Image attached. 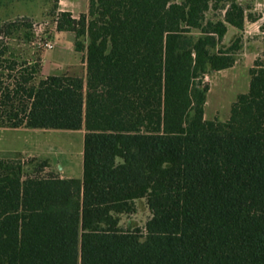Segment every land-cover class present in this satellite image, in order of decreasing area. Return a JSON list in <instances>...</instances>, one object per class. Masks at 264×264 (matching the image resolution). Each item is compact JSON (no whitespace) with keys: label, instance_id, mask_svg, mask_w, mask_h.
<instances>
[{"label":"trees","instance_id":"16d2710c","mask_svg":"<svg viewBox=\"0 0 264 264\" xmlns=\"http://www.w3.org/2000/svg\"><path fill=\"white\" fill-rule=\"evenodd\" d=\"M48 4L83 77H42L21 47ZM246 11L88 0L75 19L59 0H0V129L84 132L80 178L0 159V264H264V62L228 120L204 119L205 77L235 65L245 22L259 20Z\"/></svg>","mask_w":264,"mask_h":264},{"label":"rangeland","instance_id":"374dc122","mask_svg":"<svg viewBox=\"0 0 264 264\" xmlns=\"http://www.w3.org/2000/svg\"><path fill=\"white\" fill-rule=\"evenodd\" d=\"M67 10L79 16L87 11L88 0H61ZM246 9V14H254L259 18L254 25L245 22L242 48L236 54L233 67L213 71L205 77L209 90L205 96L204 119L224 122L230 116L232 104L240 94L248 92L249 69L254 61L264 62V34L260 27L264 23V0H236ZM51 4L35 8L33 14V39L27 46L28 58L40 57L41 76L60 75L83 77L84 68L80 56L74 51L75 35L71 32H57L54 17L57 11H50ZM212 13H208L211 17ZM235 30L228 29L223 39L229 44ZM53 43L54 48L47 50L44 43ZM83 131L69 130H33V129H0V159L28 160L37 157L47 160L54 173L64 178H80L82 176ZM56 167V170H55ZM147 213L139 210L132 220L142 224Z\"/></svg>","mask_w":264,"mask_h":264},{"label":"crops","instance_id":"0c3cea01","mask_svg":"<svg viewBox=\"0 0 264 264\" xmlns=\"http://www.w3.org/2000/svg\"><path fill=\"white\" fill-rule=\"evenodd\" d=\"M87 8H88V6H87ZM59 10L60 11H67V12H70L71 13V15H72V17L73 18H75V19H77L79 16H76V15H74L73 14V12L71 11V10H67L65 7H64V5H62V1L61 0H59ZM87 12V11H86ZM85 12V13H86ZM85 13H82V14H85ZM252 25H254L255 23H251ZM244 31H245V25H244ZM81 59V58H80ZM80 63L82 64V66H83V68H84V73H85V64L82 62V60L80 61ZM84 76V75H83Z\"/></svg>","mask_w":264,"mask_h":264},{"label":"built area","instance_id":"2783aa9c","mask_svg":"<svg viewBox=\"0 0 264 264\" xmlns=\"http://www.w3.org/2000/svg\"><path fill=\"white\" fill-rule=\"evenodd\" d=\"M43 47L47 50H52L54 48L53 43L47 42L43 44Z\"/></svg>","mask_w":264,"mask_h":264}]
</instances>
